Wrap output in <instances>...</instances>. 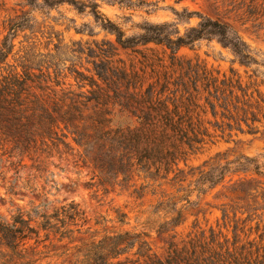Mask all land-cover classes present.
Instances as JSON below:
<instances>
[{"label":"trees","instance_id":"trees-1","mask_svg":"<svg viewBox=\"0 0 264 264\" xmlns=\"http://www.w3.org/2000/svg\"><path fill=\"white\" fill-rule=\"evenodd\" d=\"M26 5L39 11H53L69 6L80 16H89L105 33L115 37V43L103 40L95 43L90 57L98 80L76 73L79 90L87 86L91 91L75 94L67 92L61 99L45 102L33 92L38 77L27 71L23 74L6 70L18 33L32 28L35 21L25 13L8 25V35L0 44V149H10V156L24 159L47 154L60 145L68 146L64 129L75 135L74 141L86 155L96 152L95 166L103 174L125 179L132 173L147 177L183 182L185 170L192 157L217 141L229 143L239 135H258L264 125V80L252 67L261 64L253 50L228 24L213 20L200 13L175 12L178 23L136 25L138 35L127 36L120 25L101 12V3L121 9L156 13V3L145 0H24ZM236 10L244 11L247 19L258 21L264 17V0H225ZM200 22L182 34L178 24ZM249 21V20H248ZM78 34L94 32L83 24ZM217 41L234 56V63L246 68L248 81L234 69L222 73L210 69L201 60L179 56L183 49L194 50L201 42ZM163 49V57L156 52V81L149 83L146 73L140 74L132 66L127 69L119 50L142 55L140 49L148 45ZM169 52V55H167ZM167 57V59H166ZM144 64L151 62L143 56ZM154 65H150L153 67ZM148 67V65H146ZM251 69L252 74L249 75ZM101 81L105 87L99 83ZM60 84L58 83V86ZM45 91L42 86L37 87ZM92 105L90 127L82 129L78 122L85 121L84 109ZM254 173L263 176L255 159L241 157L225 166H214L201 171L193 182L194 189L171 205L176 215L162 226L181 225L182 214L177 205L191 204V195H206L226 183L228 177ZM2 174L0 173V181ZM233 180H230L232 183ZM255 184V186H254ZM256 182L241 178L232 185L234 194L245 200L258 190ZM163 206V204H162ZM161 207L157 208L159 211ZM122 223L126 216L120 215ZM228 219L223 211V220ZM97 222L96 226H101ZM227 228V225H225ZM257 232L260 226L257 225ZM92 231L89 220L78 205L72 203L55 209L53 213L34 208L30 212L16 211L9 216L0 214V264H43L52 258V252L61 251L58 258L74 253L76 264H264V236L259 242L240 238L244 231L233 227L232 238L213 228L201 231L183 246L172 243L164 260L144 251L147 243L142 235L129 231L107 232L102 237L79 239ZM45 238L41 239V234ZM252 233V230H251ZM65 243L63 247L53 245ZM81 245L74 246L77 241ZM50 242V246L46 245ZM73 246V247H72ZM139 246L138 259L131 258Z\"/></svg>","mask_w":264,"mask_h":264},{"label":"rangeland","instance_id":"rangeland-1","mask_svg":"<svg viewBox=\"0 0 264 264\" xmlns=\"http://www.w3.org/2000/svg\"><path fill=\"white\" fill-rule=\"evenodd\" d=\"M145 1L156 3L159 10L147 15L145 12L101 3V12L120 25L127 36L138 35L140 31L136 25L144 22L177 24L175 12H196L213 20H220L230 25L253 50L261 66H254L252 70L258 71L259 82L264 80V17H260L258 21L247 19L244 11L236 10L225 0ZM25 13H31L30 17L35 21L31 29L18 33L14 39L15 49L8 60L11 67L5 68L3 73L6 70H14L20 74L27 71L38 77L36 83L31 85L34 86L33 92L42 96L45 102L58 101L64 93L70 91L75 94L91 91L89 86L79 90L75 72L98 80L94 63L99 60L91 58L90 52L96 50L95 43L101 44L103 40L115 43V37L102 31L92 17L80 16L69 6L42 12L32 9L24 0H0V44L8 35L9 22ZM199 22L198 18H194L190 24L179 23L178 27L185 34L187 28L196 26ZM83 24H88L92 29L93 37L77 33L76 28L80 29ZM140 49L143 51L142 55L120 49L119 56L111 61L116 63L122 60L128 70L134 66L140 74L144 70L146 80L149 83L155 82L156 52L163 57V49L153 44ZM143 56L151 62L144 64ZM179 56L190 60L199 59L208 68L222 73H229L230 69H234L245 82L248 81L246 68L234 63L232 52L217 41L198 43L194 50L183 49ZM251 74L250 69L249 75ZM99 83L105 87L101 81ZM36 86L44 87L45 91H40ZM93 114L92 105H89L83 112L85 121L78 122L80 129L90 127V134L93 130L89 117ZM62 128L67 136L65 142L68 146L60 145L47 154L22 159L11 157L10 149H0V214L9 216L18 210L27 213L34 208L53 213L55 209L74 203L86 213L89 226L92 227L90 233L78 235L79 239L100 238L105 235V231H129L142 235V240L147 243L144 251L162 260L166 258L172 243L183 246V242L186 243L201 231H209L211 228L232 238L233 227L237 226L244 231L240 234L242 240L250 236L251 241L259 242L260 236H264V125L260 127L258 135H239L229 143L217 141L206 147L200 155L190 159L189 168L181 166L186 174L181 183L173 182L172 177L162 180L147 177L145 173L134 170L126 179L122 175L118 178L109 177L96 168V152L86 155L84 149L74 141L76 136L64 129L63 124ZM241 157L255 159L263 176L241 173L228 177L223 186L206 195L193 193L191 204L182 202L177 205L176 209L182 214L181 225L176 228L168 225L165 230H161L164 224L170 223L177 215L170 210L171 205L178 203V199L194 189L192 184L201 171H209L211 167L218 165L225 166ZM241 178L253 180L259 186L245 200H241V196L234 194L232 189L233 183ZM230 180L233 182L230 183ZM224 210L228 213L226 221L223 220ZM120 215L126 216L124 223L120 221ZM97 222L103 224L96 226ZM257 225L260 226L259 232ZM44 238L45 233H42L41 239ZM50 240L57 247L66 245V242L56 243L53 237ZM46 245L50 246V242ZM78 245H81L79 240L74 246ZM139 248L137 246L131 253L134 260L138 259L136 254ZM60 254L61 251L52 252V258L43 264H76L74 253L58 258L56 255Z\"/></svg>","mask_w":264,"mask_h":264}]
</instances>
